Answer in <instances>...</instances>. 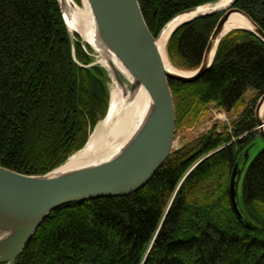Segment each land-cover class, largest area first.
I'll use <instances>...</instances> for the list:
<instances>
[{
    "label": "trees",
    "instance_id": "obj_1",
    "mask_svg": "<svg viewBox=\"0 0 264 264\" xmlns=\"http://www.w3.org/2000/svg\"><path fill=\"white\" fill-rule=\"evenodd\" d=\"M217 0H138L156 37L174 15ZM77 5L81 0H74ZM264 31V0H235ZM222 13L176 26L169 62L192 71ZM73 51L56 0H0V165L40 175L81 149L106 114L110 78L89 65L91 48L74 34ZM175 131L202 123L210 106L229 125L171 150L152 178L124 196L64 203L42 220L13 264H264V146L255 104L264 91V41L232 29L196 81L169 80ZM246 154V155H245ZM235 160L238 217L228 186ZM2 264V263H0Z\"/></svg>",
    "mask_w": 264,
    "mask_h": 264
},
{
    "label": "water",
    "instance_id": "obj_2",
    "mask_svg": "<svg viewBox=\"0 0 264 264\" xmlns=\"http://www.w3.org/2000/svg\"><path fill=\"white\" fill-rule=\"evenodd\" d=\"M56 1L71 41L72 51L74 34H77L80 41L86 43L92 50L89 54L93 57V61L89 65L97 64L103 67L112 81L107 68L99 62L98 48L84 40L77 31L70 30L68 14L70 15L72 8L67 0ZM85 1L92 16L98 47L107 50L106 53L104 52V57L115 82L121 86L125 83V77L116 66V62L119 61L131 76L132 90L140 86L146 89L148 104L145 114L133 135L115 153L92 164L58 171L67 159L53 170L40 175L24 174L0 165V263L2 264L14 263L42 220L54 208L73 201L82 202L99 197L128 195L143 187L152 178L168 157L174 141L175 109L169 80L193 82L207 71L219 41L230 31L224 32V25L231 14L244 16L252 26L232 29L249 30L264 41V31L246 12L233 6L235 0H230L223 8L199 13L181 22L205 14L222 13L204 48L199 66L192 71H185L175 68L170 63L176 70L169 71L165 67L162 52L157 44L161 33L175 17L220 0L179 12L164 24L156 37L146 25L138 0ZM71 2L73 7L81 6L74 0ZM95 52L98 54L97 61ZM263 105L264 91L254 109L258 133L264 138V117L261 116ZM239 173L240 171L234 166L228 186L231 207L238 217L241 214L236 203L235 187L236 175Z\"/></svg>",
    "mask_w": 264,
    "mask_h": 264
},
{
    "label": "bare ground",
    "instance_id": "obj_3",
    "mask_svg": "<svg viewBox=\"0 0 264 264\" xmlns=\"http://www.w3.org/2000/svg\"><path fill=\"white\" fill-rule=\"evenodd\" d=\"M230 0H220L214 4H206L191 12L183 13L175 17L161 33L157 39V44L162 52L165 67L169 71L176 69L170 64L165 53V43L173 28L182 21L189 19L199 13L223 8ZM71 6L70 15L68 14V24L72 31H77L84 40L98 48L99 62L105 66L111 76L110 98L108 113L100 120L91 133L86 145L78 152L71 155L68 160L58 168V171H66L89 165L95 161L109 157L115 153L124 142L136 131L144 117L148 104V94L143 86L132 90L130 87L131 76L123 64L116 62L118 71L125 77L124 85H118L112 77L107 66L104 52L107 50L99 48V43L94 36L93 20L85 0L81 6H72L71 0H67ZM235 27L250 28L251 23L242 15L233 13L229 16L224 25V32ZM261 116L264 117V105ZM264 128V126H263Z\"/></svg>",
    "mask_w": 264,
    "mask_h": 264
},
{
    "label": "rangeland",
    "instance_id": "obj_4",
    "mask_svg": "<svg viewBox=\"0 0 264 264\" xmlns=\"http://www.w3.org/2000/svg\"><path fill=\"white\" fill-rule=\"evenodd\" d=\"M95 58L97 61L98 60L97 53L95 54ZM210 107L208 108V111H206L205 115L203 116L202 123L195 125L193 127H186V128L183 127L179 129L178 131H175L173 146L171 150L177 149L178 147H180L182 144L186 143L187 141H190L194 139L195 137L199 136L200 134L206 132L207 130L204 128L205 126L204 124L206 122L209 121L211 123L210 126L214 124V122L210 121L213 116V108H210ZM226 115L228 118L227 122L225 123L217 122L216 124L218 126L222 127L223 125H229L232 114L226 112ZM263 146H264V138L261 135L256 136L253 141V144L250 146L248 150V161H250Z\"/></svg>",
    "mask_w": 264,
    "mask_h": 264
},
{
    "label": "built area",
    "instance_id": "obj_5",
    "mask_svg": "<svg viewBox=\"0 0 264 264\" xmlns=\"http://www.w3.org/2000/svg\"><path fill=\"white\" fill-rule=\"evenodd\" d=\"M210 108H213V116L211 118V122H214L217 123V122H221V123H225L227 122L228 118H227V115H226V111L221 109V108H214V107H210ZM204 128L206 130H208L211 126V123L208 121L204 124Z\"/></svg>",
    "mask_w": 264,
    "mask_h": 264
},
{
    "label": "flooded vegetation",
    "instance_id": "obj_6",
    "mask_svg": "<svg viewBox=\"0 0 264 264\" xmlns=\"http://www.w3.org/2000/svg\"><path fill=\"white\" fill-rule=\"evenodd\" d=\"M242 162H243V160L242 161L235 160V162L233 164V167L236 166L237 170L240 171V173L236 175L237 182H238V179L241 177V173H242V170H243V164H245V161H244L243 164H242Z\"/></svg>",
    "mask_w": 264,
    "mask_h": 264
}]
</instances>
